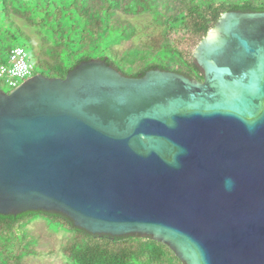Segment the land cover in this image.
Instances as JSON below:
<instances>
[{"label": "water", "instance_id": "obj_1", "mask_svg": "<svg viewBox=\"0 0 264 264\" xmlns=\"http://www.w3.org/2000/svg\"><path fill=\"white\" fill-rule=\"evenodd\" d=\"M194 57L205 83L92 59L0 90V214L152 236L186 264H264V13H224Z\"/></svg>", "mask_w": 264, "mask_h": 264}, {"label": "trees", "instance_id": "obj_2", "mask_svg": "<svg viewBox=\"0 0 264 264\" xmlns=\"http://www.w3.org/2000/svg\"><path fill=\"white\" fill-rule=\"evenodd\" d=\"M226 12H264V0H0V65L17 38L30 45L36 73L50 78L97 59L128 78L159 70L201 80L193 51ZM139 16H145L141 24L131 21ZM15 20L39 30L38 48ZM34 220L69 234L58 251L38 248L40 234L28 228ZM28 257L61 264H186L152 236L92 234L55 211L0 214V264H29Z\"/></svg>", "mask_w": 264, "mask_h": 264}, {"label": "rangeland", "instance_id": "obj_3", "mask_svg": "<svg viewBox=\"0 0 264 264\" xmlns=\"http://www.w3.org/2000/svg\"><path fill=\"white\" fill-rule=\"evenodd\" d=\"M145 20V16H139V17H134L131 19V21L135 24ZM17 25L24 31H26L31 37L33 42L35 43L36 47H39L40 44V35H39V30L36 28H30L27 26L23 21L21 20H15ZM141 29V25L139 27ZM20 46L25 49L27 52L28 57L30 56V45L20 41L19 39L15 38L13 41L12 47ZM36 69H34L33 73L31 76L36 75ZM30 76V77H31ZM23 81H19V85ZM0 90L4 91L5 93H8L12 91L13 89H10L7 87L4 82L0 79ZM29 229L35 230L40 234V240L38 243V248L41 250H47L49 248H53L55 250H59L61 244L65 242L67 237H69V234L66 233L64 230H56L54 229H49L47 226V223L45 221L41 220H34L29 226ZM26 261L29 264H61V261L59 259H54L50 257H45V258H40V257H28Z\"/></svg>", "mask_w": 264, "mask_h": 264}, {"label": "built area", "instance_id": "obj_4", "mask_svg": "<svg viewBox=\"0 0 264 264\" xmlns=\"http://www.w3.org/2000/svg\"><path fill=\"white\" fill-rule=\"evenodd\" d=\"M33 71L34 66L25 49L16 46L11 50L8 60L0 65V79L7 87L14 89L19 81L30 78Z\"/></svg>", "mask_w": 264, "mask_h": 264}, {"label": "flooded vegetation", "instance_id": "obj_5", "mask_svg": "<svg viewBox=\"0 0 264 264\" xmlns=\"http://www.w3.org/2000/svg\"><path fill=\"white\" fill-rule=\"evenodd\" d=\"M227 13V12H226ZM242 13V12H241ZM258 13H264V12H258ZM224 14V13H223ZM222 14V15H223ZM222 15L220 16V18L222 17ZM219 18V19H220ZM219 19H218V21H219ZM217 21V22H218ZM217 22H216V24H217ZM216 24H215V26H216ZM214 26V27H215ZM213 27V28H214ZM198 46V45H197ZM196 46V47H197ZM195 47V48H196ZM194 51H195V49H194ZM194 51H193V57H194ZM194 59H195V61H196V63H197V65L199 66V71L200 72H198V76H199V78L201 79V80H198V79H190V80H194V81H197V82H199V83H205L206 82V80H207V74H206V70H205V68L198 62V59L196 58V57H194ZM258 61V58H256V57H254V58H249V59H245V60H242V59H239V60H237V62H233V63H230V66H231V68L233 67V71L234 72H237V73H242V72H244V71H246V69L247 68H251L252 66H254V64L256 63ZM219 66H225L224 64H219ZM234 66H236V67H234ZM220 69H223V68H221V67H218V66H214V71H219ZM197 72V71H196ZM239 74V75H240ZM185 77V76H184ZM226 78H231V77H236V76H230V75H227V76H225Z\"/></svg>", "mask_w": 264, "mask_h": 264}]
</instances>
